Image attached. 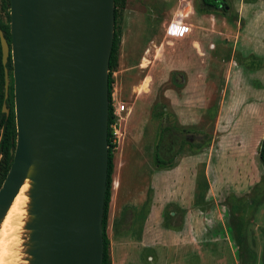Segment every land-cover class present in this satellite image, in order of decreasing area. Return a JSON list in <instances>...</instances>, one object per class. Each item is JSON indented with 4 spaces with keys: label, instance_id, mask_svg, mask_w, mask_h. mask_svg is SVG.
<instances>
[{
    "label": "rangeland",
    "instance_id": "374dc122",
    "mask_svg": "<svg viewBox=\"0 0 264 264\" xmlns=\"http://www.w3.org/2000/svg\"><path fill=\"white\" fill-rule=\"evenodd\" d=\"M199 1H125L111 93L112 104L124 105L120 143L128 107L141 98L147 106L141 131L145 138L156 133L157 143L167 128L159 152L174 166L157 169L149 157L153 180L118 186L116 144L105 230L110 264H264V173L257 157L264 128V0H212L227 7V19H237L230 23L217 15L201 29L205 44L197 71L204 80L203 107L194 109L187 102L171 104V89L181 99L190 95L181 92L185 67L176 51L184 34L169 38L165 28L170 21L185 24L190 6ZM0 18L8 24L2 12ZM147 45L148 62L139 69ZM161 108L164 114L155 117ZM201 175L207 189L198 192L195 180ZM148 197L144 218L141 205ZM172 210L168 224L179 231L166 227L164 212ZM186 213L193 216V232L185 231ZM18 250L0 244V264H26Z\"/></svg>",
    "mask_w": 264,
    "mask_h": 264
},
{
    "label": "water",
    "instance_id": "95a60500",
    "mask_svg": "<svg viewBox=\"0 0 264 264\" xmlns=\"http://www.w3.org/2000/svg\"><path fill=\"white\" fill-rule=\"evenodd\" d=\"M8 1L15 141L0 219L28 179V264H101L113 0ZM0 49L4 66L1 31ZM6 82L4 69V99Z\"/></svg>",
    "mask_w": 264,
    "mask_h": 264
},
{
    "label": "crops",
    "instance_id": "0c3cea01",
    "mask_svg": "<svg viewBox=\"0 0 264 264\" xmlns=\"http://www.w3.org/2000/svg\"><path fill=\"white\" fill-rule=\"evenodd\" d=\"M241 2H243V0H241ZM243 3L245 4V2ZM194 5L190 6V14L185 24L180 20H177L180 21L182 25L188 26V32L184 34L183 38L180 39L181 41L176 44L178 46L176 51L180 54V56H183L180 63H182L185 67V69L181 71L186 78V83L181 92L190 95V99H188V97L185 98L184 96L182 99L178 98L176 95H174V91L171 89V104L179 106V103L187 102L188 107L190 106L194 109H198L203 107V100H201V97L204 94V80L203 77H199L200 74L197 71L200 64L199 62L202 61L200 58V52L201 50H204L203 45L205 44L201 29H206V24L209 23L211 19L213 20L215 16L211 14L196 13ZM124 49L126 48L124 47ZM150 52L151 45H147L145 52H143V55L140 56L139 63L137 65L139 69H143V61L148 62ZM169 71L178 70H176V68H171ZM140 86L141 85L134 86L132 91H134L135 88L138 89ZM144 103V100L135 97L134 102H132L131 106L128 107L130 116H128V125L125 128L126 131L124 129L125 134H123L121 143L119 141L117 146L118 186H120L121 181L124 186L126 184L132 183L133 181H137V185H140V179L145 180V178H148V180L151 181V179L153 180L154 176L156 175L155 171L151 172V168L147 164L149 157H151L152 162V155L154 151V149L152 151V147L155 148L156 145V133L152 138L151 135L145 138L143 132L141 131L145 122V109L147 107ZM148 185L150 188L153 187L152 182H149ZM206 195L208 197V194ZM146 201L147 199L141 205V211L144 218L147 216H145L143 212V206H145ZM188 217L189 222L185 223V231L193 232L194 227L191 226L193 216L192 214L186 213V218ZM194 219L198 221L196 217ZM203 228V224L201 227L197 226L196 228L195 247H198L201 244V237L204 231Z\"/></svg>",
    "mask_w": 264,
    "mask_h": 264
},
{
    "label": "trees",
    "instance_id": "16d2710c",
    "mask_svg": "<svg viewBox=\"0 0 264 264\" xmlns=\"http://www.w3.org/2000/svg\"><path fill=\"white\" fill-rule=\"evenodd\" d=\"M126 0H113L114 10H113V38H112V45L108 60V75H107V99H108V117H107V169H106V186H105V194H104V201H103V215H102V261L101 264H110L109 258V242L106 236V215L108 209V203L110 199V185H111V175L113 172V154L115 145L112 143V136H111V129L110 126L114 122V117L112 114V102H111V93H112V84H113V77L112 73H114L117 69L118 65V50L120 44V37H121V30H120V21H121V14L124 8ZM246 0H243L245 2ZM249 1V0H247ZM250 2V1H249ZM210 4H212V8H210ZM194 9L198 14H211L213 16H221L225 17L227 13V7L219 6V2L212 1V0H200L199 3L194 5ZM0 12L4 14L5 19L9 23V1L8 0H0ZM226 21L228 20L230 23L236 21V16L232 18L225 17ZM0 31L2 32L3 38L8 43L10 40L9 35V26L8 24L2 23L0 19ZM5 68L10 71V59L7 58L5 63ZM9 89V94H10ZM4 102L5 109L8 110L7 115L2 110V103ZM164 114L163 109L161 108L159 111L155 112V117L159 115L161 117ZM210 116L212 117L213 114L211 113ZM167 128H163L160 130L158 134V142L155 145L153 155H152V164L161 170H169L171 169L174 164L170 158H163L159 152V144L163 138L164 133L166 132ZM14 141H15V127H14V115H13V107H12V99L9 97L4 101L3 99V66L1 63V49H0V185L8 171V168L12 161V155L10 151L14 148ZM257 157L259 164L264 173V128L262 132L261 139L258 144L257 149ZM195 189L199 192L201 190L206 191L207 185L205 184L204 176H197L195 180ZM150 198H148L145 206H144V215L147 212L148 204ZM200 211H202L200 209ZM174 211H165V221L166 227L168 229H172L174 231H179L180 227L169 225V220L172 218L170 213Z\"/></svg>",
    "mask_w": 264,
    "mask_h": 264
},
{
    "label": "bare ground",
    "instance_id": "6f19581e",
    "mask_svg": "<svg viewBox=\"0 0 264 264\" xmlns=\"http://www.w3.org/2000/svg\"><path fill=\"white\" fill-rule=\"evenodd\" d=\"M30 188L31 182L25 179L8 206L4 216L0 219V244H10V246L14 247L15 252H13L16 254H18L16 248L27 253L30 246L28 241L30 231L26 230V225L32 219L30 215ZM22 255L24 256V254ZM26 257L27 259L25 261L29 263L31 259L28 255Z\"/></svg>",
    "mask_w": 264,
    "mask_h": 264
},
{
    "label": "built area",
    "instance_id": "2783aa9c",
    "mask_svg": "<svg viewBox=\"0 0 264 264\" xmlns=\"http://www.w3.org/2000/svg\"><path fill=\"white\" fill-rule=\"evenodd\" d=\"M165 35L169 38H179L181 37L183 34H186V32H188V28L184 27L180 21H170L166 28H165ZM112 106V114L114 117V122L113 124L110 126L111 129V136H112V143L115 145L116 148V144L118 146V143L120 141V120L122 119L121 117V113L124 112V105L123 104H111ZM114 148V149H115Z\"/></svg>",
    "mask_w": 264,
    "mask_h": 264
},
{
    "label": "flooded vegetation",
    "instance_id": "af4514ba",
    "mask_svg": "<svg viewBox=\"0 0 264 264\" xmlns=\"http://www.w3.org/2000/svg\"><path fill=\"white\" fill-rule=\"evenodd\" d=\"M1 19V18H0ZM8 26H9V23H8ZM2 33V32H1ZM7 43V42H6ZM7 45H8V48H9V53H8V56H7V58H9L10 59V40H9V42L7 43ZM7 60V59H6ZM6 63V62H5ZM10 65H11V60H10ZM3 66V65H2ZM4 69L6 70V80H7V82H6V84H7V87H6V89H7V95H6V98L4 99ZM11 70H12V68L10 69V71H8L6 68H5V65L3 66V99H4V101L9 97V95H10V97H11V99H12V107H13V82H12V72H11ZM9 89H11L10 90V94H9ZM5 107V106H4ZM7 110V109H6ZM7 113H8V110H7ZM7 115V114H6Z\"/></svg>",
    "mask_w": 264,
    "mask_h": 264
}]
</instances>
